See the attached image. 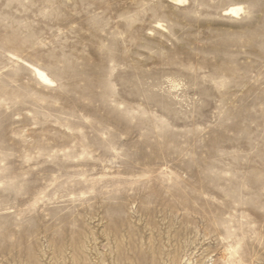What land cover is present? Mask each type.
<instances>
[{
    "label": "rangeland",
    "instance_id": "1",
    "mask_svg": "<svg viewBox=\"0 0 264 264\" xmlns=\"http://www.w3.org/2000/svg\"><path fill=\"white\" fill-rule=\"evenodd\" d=\"M185 1L0 0V264H264V0Z\"/></svg>",
    "mask_w": 264,
    "mask_h": 264
},
{
    "label": "bare ground",
    "instance_id": "2",
    "mask_svg": "<svg viewBox=\"0 0 264 264\" xmlns=\"http://www.w3.org/2000/svg\"><path fill=\"white\" fill-rule=\"evenodd\" d=\"M170 1L174 2V3H178V4L186 2L185 0H170ZM226 12L228 14H231L232 16H234V15H238L239 13L243 12V8L241 6H239V5H235V6H231V7L227 8ZM27 66L30 68V70L33 73L34 77L38 81H40V82H42L44 84H48V85L53 83V81L49 78L47 73H45L40 68H37V67L29 65V64H27Z\"/></svg>",
    "mask_w": 264,
    "mask_h": 264
}]
</instances>
